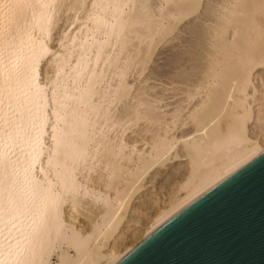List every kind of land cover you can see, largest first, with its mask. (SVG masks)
<instances>
[{"label":"bare ground","instance_id":"6f19581e","mask_svg":"<svg viewBox=\"0 0 264 264\" xmlns=\"http://www.w3.org/2000/svg\"><path fill=\"white\" fill-rule=\"evenodd\" d=\"M29 2L0 0V264H116L264 148L231 139L264 90V0Z\"/></svg>","mask_w":264,"mask_h":264},{"label":"water","instance_id":"95a60500","mask_svg":"<svg viewBox=\"0 0 264 264\" xmlns=\"http://www.w3.org/2000/svg\"><path fill=\"white\" fill-rule=\"evenodd\" d=\"M116 264H264V151L192 198Z\"/></svg>","mask_w":264,"mask_h":264},{"label":"snow or ice","instance_id":"6c2138e0","mask_svg":"<svg viewBox=\"0 0 264 264\" xmlns=\"http://www.w3.org/2000/svg\"><path fill=\"white\" fill-rule=\"evenodd\" d=\"M7 7H33L34 5L29 2V0H6V3L4 5ZM189 9L191 10V13L193 15L196 14L197 9L202 8L203 4L200 3V0H192V3L188 5ZM261 8L264 9V3L261 4ZM6 27V24L3 21H0V31H3ZM3 57V50L0 49V59ZM2 67H0V74H2ZM38 71L36 64L34 62L25 64L24 68L22 70H18L16 74V85L19 89H31L35 86V82L38 79ZM4 86L0 85V98L4 95ZM8 94L11 98H18L16 95L17 89L8 87L7 89ZM261 99L259 101V110L255 108L252 109L251 112H249L247 109L245 110V113L243 117H234V127L236 131L232 134L231 139L233 141L240 138L242 135L244 138H251V142L260 144H264V90L260 93ZM3 115H0V120H3ZM5 135L7 137L8 141L12 140V135L10 131H7L3 128V125H0V148L3 147V141L5 138ZM55 138V137H54ZM190 139V138H189ZM260 151H264V148H261ZM247 157H245V160ZM238 162L236 165H233V168L231 170H234L235 167L239 166ZM229 170V171H231ZM223 175L220 177H216L212 180H210L206 185H204L202 188L197 189L194 195L199 194L200 191L206 190L208 187L213 186L216 182H218L219 179H222ZM13 201H9L11 204ZM16 264H44L43 260L37 262L33 259H27L24 261H17Z\"/></svg>","mask_w":264,"mask_h":264},{"label":"rangeland","instance_id":"374dc122","mask_svg":"<svg viewBox=\"0 0 264 264\" xmlns=\"http://www.w3.org/2000/svg\"><path fill=\"white\" fill-rule=\"evenodd\" d=\"M65 20H66V18H64L63 21H65ZM184 36H187V37H188V34H184ZM175 42H177V41H175ZM176 47H177V46H176ZM176 47H175V48H176ZM179 47L181 48V46H178L177 48H179ZM177 48H176V49H177ZM162 49L165 50V49H167V47L162 48ZM163 50L161 51V49H160V50L157 52L156 56H154V60H155V62L152 63V66H155V67H156V66L159 65L160 67L162 66V67L165 68V69H166V68H169V67H168V64H167V63H168L167 56H168V53H169V52H168V51H165V52H166V53H165ZM164 54H165V55H164ZM166 54H167V55H166ZM165 59H166V60H165ZM44 63H45V64H44ZM46 64H47L46 62H43V64H42V66H43V67H42V69H43V70H42V76H43V77L46 76V73H45V70H46V67H47ZM162 67H161V68H162ZM261 73H262V74H261ZM263 74H264V69L259 70V75L264 76ZM134 77H135L134 74H132L131 77H130V79L133 80ZM134 81L136 82L137 80H134ZM154 81H155V80H154L153 78H151L149 82H154ZM157 82H158V80H157Z\"/></svg>","mask_w":264,"mask_h":264}]
</instances>
